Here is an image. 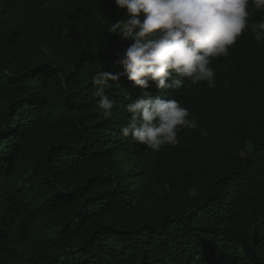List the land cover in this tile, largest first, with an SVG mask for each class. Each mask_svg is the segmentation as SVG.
I'll use <instances>...</instances> for the list:
<instances>
[{"label":"trees","instance_id":"obj_1","mask_svg":"<svg viewBox=\"0 0 264 264\" xmlns=\"http://www.w3.org/2000/svg\"><path fill=\"white\" fill-rule=\"evenodd\" d=\"M129 18L114 0H0V264H264V42L249 27L214 58V89L141 90L118 62L132 41L107 31ZM100 70L120 74L112 118ZM142 91L197 128L159 151L124 137Z\"/></svg>","mask_w":264,"mask_h":264},{"label":"clouds","instance_id":"obj_2","mask_svg":"<svg viewBox=\"0 0 264 264\" xmlns=\"http://www.w3.org/2000/svg\"><path fill=\"white\" fill-rule=\"evenodd\" d=\"M264 11V0H251ZM119 9H127L130 18L111 22L109 33L118 34L132 43L119 54L118 61L128 79L141 90L155 82L158 90L206 82L216 88L212 60L227 57L229 49L247 28L255 40L264 42V20L249 25L250 0H114ZM180 77V78H174ZM120 74L100 70L92 81L99 97L97 106L105 118L113 117L116 101L105 90ZM227 86L228 81H224ZM126 105L131 114L121 127L124 137L159 151L164 145L175 146L182 129H196V118H189L187 108L176 99L151 97L146 91Z\"/></svg>","mask_w":264,"mask_h":264}]
</instances>
